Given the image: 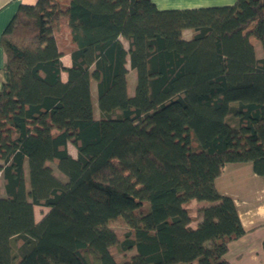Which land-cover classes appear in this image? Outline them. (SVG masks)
Wrapping results in <instances>:
<instances>
[{"label": "trees", "instance_id": "16d2710c", "mask_svg": "<svg viewBox=\"0 0 264 264\" xmlns=\"http://www.w3.org/2000/svg\"><path fill=\"white\" fill-rule=\"evenodd\" d=\"M252 38L264 52V0L21 4L0 37V264H227L245 230L215 179L250 162L264 180V54ZM35 205L47 208L38 221Z\"/></svg>", "mask_w": 264, "mask_h": 264}, {"label": "crops", "instance_id": "0c3cea01", "mask_svg": "<svg viewBox=\"0 0 264 264\" xmlns=\"http://www.w3.org/2000/svg\"><path fill=\"white\" fill-rule=\"evenodd\" d=\"M36 0H0V37L5 26L21 4H33ZM173 0H153L160 9L171 8V6H185L179 2L173 4ZM185 1V0H181ZM235 0H193L185 7L232 4ZM179 8V7H178ZM182 8V7H180ZM188 30V29H185ZM185 38L191 35V32ZM62 51V50H61ZM62 64L68 67L71 63L68 52L61 56ZM4 52L0 42V86L3 81ZM128 69V75L133 70ZM61 78L66 79V73H61ZM215 186L219 193L233 199L236 210L245 232L238 238L228 243L223 259L227 264H264V252L262 241L264 240V180L253 172L250 162L227 163L222 173L216 177ZM202 202L190 203L191 215L197 216V208ZM197 220L191 221V226H196Z\"/></svg>", "mask_w": 264, "mask_h": 264}, {"label": "rangeland", "instance_id": "374dc122", "mask_svg": "<svg viewBox=\"0 0 264 264\" xmlns=\"http://www.w3.org/2000/svg\"><path fill=\"white\" fill-rule=\"evenodd\" d=\"M192 1L193 0H185V1H181L180 0V3L182 5L186 6L187 3H190ZM172 2H174L173 4H177L176 2H179V1L178 0H173ZM206 5H215V4L213 2V3H210V4H206ZM185 6H171V8H178V7L179 8L180 7L185 8ZM190 32H191V30L188 29V30L184 31V34L188 35ZM55 36L57 38V42H58V45H59V50H63V52H66L69 49L70 46H69L68 42L64 39L65 38L64 34L61 31L56 30L55 31ZM252 43L254 45L256 55H258V56L263 55L264 52L262 50L260 42L257 39L252 38ZM129 70H131V69H129ZM134 82H135V74H134V72H131L128 75V82H127V92L129 94H131L132 91H133ZM91 95H92V98H93V103L95 105V109H94L95 115L97 116L98 115V110L96 108V90H95L94 84L92 85ZM175 137L178 139V142L181 143V147H183V148L186 147V145L188 144V137H187V131L186 130H182V131L177 132L175 134ZM68 150L71 153V155L75 154L74 148H73V146L71 144L68 145ZM33 208H34V216H35V220L36 221H38L43 216V214L47 211V208L44 207V206H41V205H35ZM110 225H111L112 229L118 235H122L128 230L127 227L121 225V223L118 222V221H112L110 223Z\"/></svg>", "mask_w": 264, "mask_h": 264}]
</instances>
